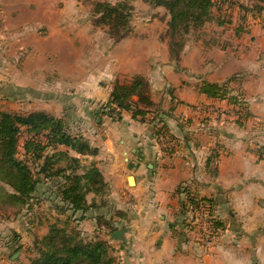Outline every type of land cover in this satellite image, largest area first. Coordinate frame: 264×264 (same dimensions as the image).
<instances>
[{"label":"crops","instance_id":"crops-1","mask_svg":"<svg viewBox=\"0 0 264 264\" xmlns=\"http://www.w3.org/2000/svg\"><path fill=\"white\" fill-rule=\"evenodd\" d=\"M150 1L136 0V4L153 11V26L141 28L134 22L132 37L115 41L107 29L93 26L90 14L47 11L39 5L44 0H0L5 21L0 53L6 51L5 62L0 60V111L43 112L63 118L71 133H80L98 149L96 155L81 156L58 147L81 158V173L92 167L102 171L110 205L123 212L122 219L110 221L117 230H125L121 238L114 234L111 238L121 264H264V156L260 151L264 148V54L259 58L252 50L250 56L236 57L229 52L207 59L198 45L184 52L183 69L188 70H179L178 63L168 61L161 40L147 44L136 38L140 33L160 35V23L164 28L170 19L163 6ZM75 6L80 8L78 0ZM230 34L218 35L221 44L225 40L224 48L234 44ZM239 34L236 42L247 48L249 37ZM254 34L260 41L257 47L264 52V31L257 28ZM210 63L214 69L206 71ZM240 68L257 70L259 78L249 81L246 88L249 94H262L247 108L249 124L244 131L221 121L226 117L223 114L229 119L233 109L229 99L203 92L205 83L223 82ZM190 69L200 73L198 78L189 76ZM138 75L149 78L151 92H161L163 84L171 90L172 97L155 101L162 105L159 115L175 140L174 154L164 152L153 141L149 127L126 111L123 119L115 121L104 110L114 85ZM183 121L193 127L187 129ZM29 132L19 143L28 158ZM43 136L37 142L48 143V136ZM54 152L50 146L45 155ZM43 162L44 157L36 165L28 161L38 185L25 205L10 204L6 193L13 190L4 184L0 188V212L5 211L0 214V264H8L9 259L31 264L36 240L46 236L55 223L81 229L87 236L108 233L100 222L106 216L103 208L86 213L68 208L59 193L63 179L41 174L35 166ZM189 194L210 197L220 212L231 214L222 224L224 235L210 249L183 230L187 215H182V202ZM94 197L89 194L87 199L92 202ZM229 208L246 216L244 222ZM73 215L80 219L74 221Z\"/></svg>","mask_w":264,"mask_h":264},{"label":"trees","instance_id":"trees-1","mask_svg":"<svg viewBox=\"0 0 264 264\" xmlns=\"http://www.w3.org/2000/svg\"><path fill=\"white\" fill-rule=\"evenodd\" d=\"M151 3L163 6L168 11L170 15L168 26L172 41L174 37L182 34V29L185 33H189L192 26L205 25L212 18V8L215 4L214 0H151ZM125 8L126 5L121 3L113 5L108 2H98L96 4V13L101 14L96 24L103 27L110 25L112 29H107V32L115 41L124 39L128 35V32L118 29V26L130 20V13L127 16L123 14ZM142 86H146V82L141 76L117 82L106 106L112 108L117 105L126 111L134 110L133 116L136 118L139 115L145 117L149 111L137 109V103L132 100L134 94L140 93L139 89ZM203 92L214 98L229 99L231 102L235 100L229 96V91L222 85L205 83ZM142 99L147 101L145 103H150L146 98ZM23 126L32 133H44L48 136L46 144L34 140L27 141L25 150L31 153L28 159L33 165L44 157L43 164L35 166L40 168L41 174L47 178L63 179L64 183L59 193L68 208L74 212L86 213L107 205L109 190L102 171L92 167L81 173L83 167L81 158L71 157L68 152L58 150L59 146H65L81 156L96 155L98 149L91 146L84 136L73 135L63 118H56L50 114L34 112L27 115L21 112L0 111V188L4 184L13 190L12 193H6L10 204L25 205L33 197L38 185L35 170L28 163L29 160L20 159L18 156L19 134ZM163 129H166V132L162 131ZM161 132L171 134L165 124L156 135L158 136ZM50 146L55 149V152L45 155L46 148ZM89 194L95 195L92 202L87 199ZM187 197L188 201L190 199V204L197 205V202H200L199 199L194 201L190 194ZM207 202L211 203V200ZM186 209L188 206L183 201L181 212L184 216ZM100 220L109 229L108 233L103 231L92 236H83L78 229L64 227L57 223L52 224L49 233L36 240L37 256L31 259V264H121L118 249L111 242L117 229L110 221H104L103 216ZM186 222L185 220V226Z\"/></svg>","mask_w":264,"mask_h":264},{"label":"rangeland","instance_id":"rangeland-1","mask_svg":"<svg viewBox=\"0 0 264 264\" xmlns=\"http://www.w3.org/2000/svg\"><path fill=\"white\" fill-rule=\"evenodd\" d=\"M67 1V0H64ZM63 0H44V3H39L41 6H45V9L48 11L49 9L52 12H67V13H87L91 15V22L93 26L95 27H103L102 25H97L96 20H100V15L96 13V4L98 2H108L113 5H117L119 3L125 4L126 8L123 10V14L127 16L128 13H130V20L129 22H125L118 26V29L121 31L128 32L127 37L131 36L132 28L134 22L136 23V26L139 25L141 28H143L145 25L150 24L153 26L152 22H154L153 18V11L147 9L145 10L141 4H136V0H119V1H110V0H78L80 2V8H77L75 6L76 0H69L72 2V4H67ZM151 2V1H150ZM225 0H214V6L212 8V18L208 20V22L205 23V25L201 27H195L192 26L189 30V33H185V30L182 29V34H179L178 36L173 38V41L171 40L172 36L169 33V26L168 23L163 28L164 23H160V35L157 36H149L144 35L140 33L139 36H136V38H141L142 41H147L148 43H152V40L156 38V40H161L162 47H165V51L168 53V61L172 60L173 63L176 65H179L182 69L179 70H188L183 69L184 66V52L189 47H195V46H202V50L205 53L207 59H211L213 57L214 59L218 57L220 54H229L231 52V55L236 57H243L244 55L250 56V53L252 50H255L258 52V56L263 57L264 52L260 51V49L257 47V44L260 42L257 38L255 33V29H261L264 31V0H227L225 3ZM90 12V13H89ZM166 13L168 11L166 10ZM241 14L238 16V14ZM169 14V13H168ZM0 14V30H3V27H5V21L2 20ZM98 15V16H97ZM141 16V18H140ZM152 16V17H151ZM170 16V15H169ZM170 20V19H169ZM165 21V19H164ZM99 23V21H98ZM157 26V25H156ZM105 29H112L110 25L104 26ZM127 29V31H126ZM162 30V31H161ZM222 31V32H221ZM244 33L249 38L247 41V48H243V44H239L236 42V39L239 38V33ZM231 33V36H228L229 40L232 41L234 44L226 51L228 48H224V41L221 44L222 39L218 38V35L225 36ZM132 37V36H131ZM130 37V38H131ZM171 37V38H170ZM135 38V39H136ZM114 40V39H113ZM174 46H173V44ZM145 44L144 46H146ZM4 51V52H3ZM3 51L0 53V60L2 62H5V55L6 51L3 49ZM176 51V52H174ZM164 53V56L166 54ZM164 60L163 58H161ZM214 63H210V67L206 69V71H210L214 69L213 66ZM255 68V67H254ZM254 68H240L238 71L233 73L231 76H228L223 82L220 83H210V84H217L224 86V89L226 88L227 91H229V96H232L235 100H232V106L233 109L231 110V113H229V119L227 117L223 116V119L221 118V121L223 120L227 124H233L240 130L244 131L245 127L249 124L248 121V106L250 107V103H252L254 100H259L262 98L261 93H256L252 95L249 94L246 88V85L249 81H255L259 78V75L255 74L257 72ZM178 69V68H177ZM152 71H155L152 69ZM190 77L198 78L197 75L200 73L196 69H190L188 72ZM141 76V75H138ZM144 81L146 82V86H142L139 91V94H134L132 96V100L137 103V109H146L149 112L145 117H142L139 115L137 118L133 116L134 110L132 111H126L125 109H122V111H126L128 115L132 119H135V121L144 123L147 127H149L150 130V136L153 138V141L159 144L164 152H170L171 154H174L176 152L166 149L165 142L161 141V136L166 135L170 140L168 141L172 146H174L175 140L173 139V135L170 136L166 133H159L157 136L156 133L159 129L164 127V124L168 126L167 122H162V117L159 115L162 112V105H160L159 102L155 101L158 98L160 99L161 96H165V99L168 97H172L171 90L168 89L165 84H163V89L161 92L155 93L156 90L153 89L151 92V83L148 77L141 76ZM170 90V91H169ZM142 98H146L150 103H145L147 101H143ZM227 100V99H226ZM238 101V102H236ZM6 111V110H5ZM10 111V110H7ZM12 111V110H11ZM12 112H18V111H12ZM109 115V114H108ZM118 115L110 114L109 118L113 119L115 121H120L123 119L122 114H119L118 117H115ZM185 123V127L188 129L190 127H193L190 125L188 121H183ZM162 131L166 132V129H163ZM32 140L37 141L40 136L38 134L29 132ZM168 133V132H167ZM35 134V135H34ZM41 134V133H40ZM44 134V133H43ZM73 134V133H72ZM194 133L193 135H195ZM20 141L22 140V137L27 135V128L23 126L20 132ZM38 135V136H37ZM73 135H81L80 133H76ZM197 141V140H196ZM23 143V141H22ZM22 146V145H21ZM23 147V146H22ZM19 149V158L20 159H28V156L24 157V148ZM258 155L259 153V148ZM261 155L264 156V148L260 149ZM31 155V153H30ZM259 157V156H258ZM217 162H220V159L217 160ZM192 198H194V201L199 199L200 202H197L196 204H190V199L188 201V197L185 199V204L188 206V209H186V215H187V222H186V229H183L186 234H192L195 241L201 243V247L205 249H210L218 243V239L224 235V231L226 230V226H222V224H226L224 220H230L231 214L228 213V211H224L225 213L220 212L219 208L216 207L214 199L207 197V196H195L190 195ZM108 202L103 207L104 214L106 216L104 217V221H115L117 220V217L121 218L123 216V212L118 211V209L114 205H110L109 198ZM1 200V199H0ZM207 200H211V203L207 202ZM108 210V211H107ZM229 211H234L236 213V219L240 220V222H244L246 216H242L239 212L234 210V208H229ZM1 216L5 215V211L0 212ZM0 216V217H1ZM7 216V215H6ZM74 221L80 219L79 217L74 218L75 215L72 216ZM185 217V216H184ZM69 224V223H67ZM220 224V225H219ZM219 225V226H217ZM68 228H71L69 225H65ZM64 226V227H65ZM103 229H105L103 227ZM81 231L83 236H87L85 232H83L81 229H78ZM121 230V229H120ZM118 231V230H117ZM241 234H246L245 227H241ZM121 238V237H119ZM207 242V244L205 243ZM37 256L36 253H34V257ZM20 258V256H18ZM17 259V258H16ZM15 259V260H16ZM27 257L23 255L22 261H26ZM15 262V261H14ZM14 262L8 261V264H15Z\"/></svg>","mask_w":264,"mask_h":264},{"label":"built area","instance_id":"built-area-1","mask_svg":"<svg viewBox=\"0 0 264 264\" xmlns=\"http://www.w3.org/2000/svg\"><path fill=\"white\" fill-rule=\"evenodd\" d=\"M107 105V104H106ZM104 106V110H105V112L107 113V114H109L110 115V111L112 110V108H114L113 109V111H112V113H111V115L112 114H115V115H118L119 116V114H122V108L121 107H119V106H117V105H114L112 108L110 107V106ZM213 111H216V109H213ZM118 116H115V117H118ZM36 134V133H35ZM34 134V135H35ZM39 136H40V134H38ZM37 135V136H38ZM44 135V134H43ZM43 135H41L40 136V138H38V140L39 139H43L44 138V136ZM32 139H33V137H32ZM170 139L166 136V135H162L161 136V141L162 142H165V144H166V149L167 150H171L172 148H173V146H172V144H170L168 141H169ZM206 244H207V242H205Z\"/></svg>","mask_w":264,"mask_h":264},{"label":"water","instance_id":"water-1","mask_svg":"<svg viewBox=\"0 0 264 264\" xmlns=\"http://www.w3.org/2000/svg\"><path fill=\"white\" fill-rule=\"evenodd\" d=\"M130 180L133 181V177H130ZM125 233V230L121 229V230H118L114 233V237L115 238H119V237H122V235Z\"/></svg>","mask_w":264,"mask_h":264}]
</instances>
